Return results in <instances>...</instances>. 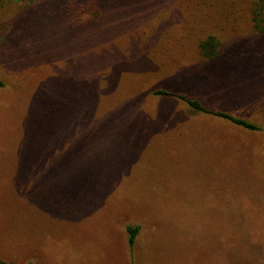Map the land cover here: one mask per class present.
I'll return each instance as SVG.
<instances>
[{"label":"rangeland","instance_id":"374dc122","mask_svg":"<svg viewBox=\"0 0 264 264\" xmlns=\"http://www.w3.org/2000/svg\"><path fill=\"white\" fill-rule=\"evenodd\" d=\"M77 1L0 4V260L264 264L258 0H99V21Z\"/></svg>","mask_w":264,"mask_h":264},{"label":"trees","instance_id":"16d2710c","mask_svg":"<svg viewBox=\"0 0 264 264\" xmlns=\"http://www.w3.org/2000/svg\"><path fill=\"white\" fill-rule=\"evenodd\" d=\"M2 2L3 0H0V4ZM76 3H79V1H77ZM79 8H83L84 10L82 9V11L87 15L94 12V16L95 19H97V21H99V18L102 15V3L99 0L80 1ZM252 21H253L254 30L259 34H264V0H258L256 2L254 9L252 11ZM199 49L202 58L209 63L218 61L222 55L219 41L213 35L208 36L206 39H204L200 43ZM0 86H3L1 80H0ZM152 95L160 97L164 100L174 99L181 102L182 104H185L189 108V113H190L189 117L191 118L194 115H197V117L198 116L212 117L220 121L226 122L228 124H231L235 127L248 130L250 132L261 133L262 130L261 127L256 125L255 123L245 119L234 117L233 115L223 111H216L214 109H210L205 105H203L200 102V100L189 98L185 94L175 93L166 89L159 88L152 91ZM138 232H139L138 227L128 228V233L130 236L129 237L130 245H133L135 243ZM0 264H8V263L0 260Z\"/></svg>","mask_w":264,"mask_h":264}]
</instances>
